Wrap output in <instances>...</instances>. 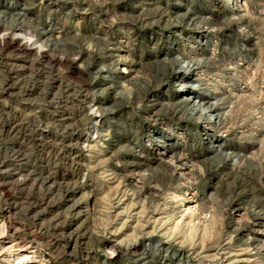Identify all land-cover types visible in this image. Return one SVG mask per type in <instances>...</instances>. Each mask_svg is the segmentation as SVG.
Masks as SVG:
<instances>
[{
	"label": "rangeland",
	"instance_id": "obj_1",
	"mask_svg": "<svg viewBox=\"0 0 264 264\" xmlns=\"http://www.w3.org/2000/svg\"><path fill=\"white\" fill-rule=\"evenodd\" d=\"M1 35L0 264H264V0H0Z\"/></svg>",
	"mask_w": 264,
	"mask_h": 264
},
{
	"label": "bare ground",
	"instance_id": "obj_2",
	"mask_svg": "<svg viewBox=\"0 0 264 264\" xmlns=\"http://www.w3.org/2000/svg\"><path fill=\"white\" fill-rule=\"evenodd\" d=\"M0 39H1V42H5V36L4 35H1L0 36ZM21 51L22 52H26V48L25 47H20ZM22 54V53H21ZM22 60V59H21ZM12 65V64H11ZM15 65V64H14ZM25 66V65H24ZM15 68V67H14ZM22 68V67H21ZM1 69V68H0ZM14 71V69H13ZM41 75V74H40ZM181 78H184V75L182 74L180 76ZM16 78H20V77H16ZM28 80V79H27ZM30 80V79H29ZM23 81V80H22ZM18 82V81H17ZM21 82V81H20ZM25 82V81H24ZM11 85H12V82H10ZM28 83V82H27ZM16 84V82H15ZM20 84V83H19ZM25 85V84H24ZM13 86V85H12ZM26 86V85H25ZM190 94H193V99H199V100H202L201 97L199 95H197L196 93H193L191 92ZM189 103H190V107L189 109L191 110V112L195 113V114H198L199 116H205L206 120L210 123L214 122V123H218L220 121V116L218 113H214L213 115H211L209 113V111H206V109L202 108V104H200V101L199 103L197 101H194L191 103L192 100H190L188 98L187 100ZM209 110V109H208ZM211 111H213L211 109ZM214 112V111H213ZM169 140V139H168ZM162 148H164L165 152L167 153L168 151L172 150V147H173V144L171 143V140H169L168 142L165 140L163 143H162Z\"/></svg>",
	"mask_w": 264,
	"mask_h": 264
}]
</instances>
